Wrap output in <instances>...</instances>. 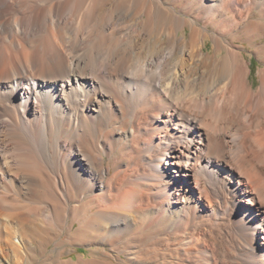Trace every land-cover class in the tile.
I'll list each match as a JSON object with an SVG mask.
<instances>
[{"label": "bare ground", "instance_id": "1", "mask_svg": "<svg viewBox=\"0 0 264 264\" xmlns=\"http://www.w3.org/2000/svg\"><path fill=\"white\" fill-rule=\"evenodd\" d=\"M244 43L264 0H0V264H264Z\"/></svg>", "mask_w": 264, "mask_h": 264}, {"label": "rangeland", "instance_id": "2", "mask_svg": "<svg viewBox=\"0 0 264 264\" xmlns=\"http://www.w3.org/2000/svg\"><path fill=\"white\" fill-rule=\"evenodd\" d=\"M187 32L189 33V28H187ZM211 39L207 40L206 46H205V50L206 51H212V41ZM244 49L243 54L245 55L246 60L248 61V63L250 64V79L251 81L255 84V86L258 85L259 83V70L261 67L264 66L263 61L261 60L260 57H258L254 52H253V48L251 46H249L247 43H244ZM249 55V56H248ZM252 71V72H251ZM254 235V233H253ZM264 233L262 232L260 234V236H263ZM259 236V235H258ZM257 236V237H258ZM74 247H76L75 250H73L72 255L68 254L66 255L67 257H71L73 256V258H77L80 256H85L86 258L89 257L90 255V246H86V245H75Z\"/></svg>", "mask_w": 264, "mask_h": 264}]
</instances>
